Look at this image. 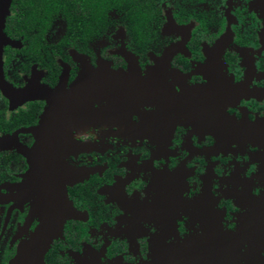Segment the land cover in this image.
<instances>
[{
    "label": "flooded vegetation",
    "instance_id": "af4514ba",
    "mask_svg": "<svg viewBox=\"0 0 264 264\" xmlns=\"http://www.w3.org/2000/svg\"><path fill=\"white\" fill-rule=\"evenodd\" d=\"M0 7L6 85L70 90L83 62L108 80L49 188L17 148L34 136L5 138L46 102L0 87V264H264V0ZM64 212L44 250L43 216Z\"/></svg>",
    "mask_w": 264,
    "mask_h": 264
},
{
    "label": "water",
    "instance_id": "95a60500",
    "mask_svg": "<svg viewBox=\"0 0 264 264\" xmlns=\"http://www.w3.org/2000/svg\"><path fill=\"white\" fill-rule=\"evenodd\" d=\"M94 74L89 72L87 63L83 62L81 72L73 81L70 90L64 89L66 76L62 74L56 88L41 89V94L38 95L32 94L29 88L16 89L0 80L1 90L9 97L18 96L20 102L34 98H42L46 102L36 124L21 127L12 134L6 135L5 138L16 137L18 132H28L34 136L35 140L31 147L21 146L17 148L19 152L27 156L31 171L33 168L36 169L37 176L40 173L45 174V185L47 188L53 186L51 183V171L55 169L54 161H56L57 156L63 153V147L69 142L68 131L70 127L84 122L87 119L92 100L98 97L99 93L107 90L106 83L108 80L105 78L92 79ZM55 188L57 187L55 186ZM66 216H68L67 212H64L59 217H53L48 214L43 216L36 231V241L38 243L44 236V239H46L43 241L44 250L48 246L50 239L49 235H46L47 232L53 228V225L61 228ZM24 260V254L21 253L17 256L14 264H24ZM41 260L43 261V256H41Z\"/></svg>",
    "mask_w": 264,
    "mask_h": 264
},
{
    "label": "trees",
    "instance_id": "16d2710c",
    "mask_svg": "<svg viewBox=\"0 0 264 264\" xmlns=\"http://www.w3.org/2000/svg\"><path fill=\"white\" fill-rule=\"evenodd\" d=\"M71 12H72V10L71 9H69V10H67L66 11V16H67V22H68V30H71L72 29V27H73V22H71V20H70V18H71ZM75 26V25H74ZM73 30V29H72ZM72 30H71V32H72ZM85 32H87V30L85 31Z\"/></svg>",
    "mask_w": 264,
    "mask_h": 264
},
{
    "label": "rangeland",
    "instance_id": "374dc122",
    "mask_svg": "<svg viewBox=\"0 0 264 264\" xmlns=\"http://www.w3.org/2000/svg\"><path fill=\"white\" fill-rule=\"evenodd\" d=\"M54 28H55L56 34H59L62 27H61V24L57 23Z\"/></svg>",
    "mask_w": 264,
    "mask_h": 264
}]
</instances>
